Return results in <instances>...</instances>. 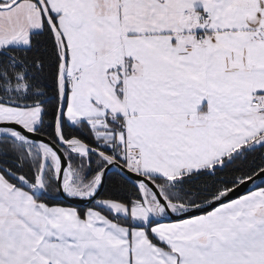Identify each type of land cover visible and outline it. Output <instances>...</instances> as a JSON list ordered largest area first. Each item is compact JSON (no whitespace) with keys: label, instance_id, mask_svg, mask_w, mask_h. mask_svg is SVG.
<instances>
[{"label":"snow or ice","instance_id":"6c2138e0","mask_svg":"<svg viewBox=\"0 0 264 264\" xmlns=\"http://www.w3.org/2000/svg\"><path fill=\"white\" fill-rule=\"evenodd\" d=\"M0 264H264V0H0Z\"/></svg>","mask_w":264,"mask_h":264}]
</instances>
